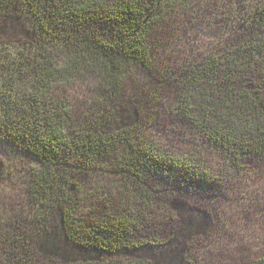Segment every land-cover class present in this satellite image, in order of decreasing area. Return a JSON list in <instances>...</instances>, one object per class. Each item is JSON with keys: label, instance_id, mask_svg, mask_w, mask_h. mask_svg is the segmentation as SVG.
Returning a JSON list of instances; mask_svg holds the SVG:
<instances>
[{"label": "trees", "instance_id": "16d2710c", "mask_svg": "<svg viewBox=\"0 0 264 264\" xmlns=\"http://www.w3.org/2000/svg\"><path fill=\"white\" fill-rule=\"evenodd\" d=\"M188 5L0 0V141L34 161L29 175L36 229L43 230L42 214L61 212L68 244L86 260L101 255L69 264H146L135 253L172 238V192L185 184H209L198 158L178 157L150 140L145 124L120 125L111 110L133 74L150 72L158 26ZM251 7L243 18L250 35L179 66L174 75L172 114L197 131L198 141L220 152L235 176L264 168V66L258 67L264 65V0H252ZM17 13L28 23L27 36L3 37L7 19ZM77 82H88L94 92V104L80 121L61 93ZM85 172L118 178L115 209L86 215ZM13 224L0 242V264H35L32 224ZM202 244L192 240L188 247L192 252ZM195 263L192 254L187 264ZM250 264H264V256Z\"/></svg>", "mask_w": 264, "mask_h": 264}, {"label": "rangeland", "instance_id": "374dc122", "mask_svg": "<svg viewBox=\"0 0 264 264\" xmlns=\"http://www.w3.org/2000/svg\"><path fill=\"white\" fill-rule=\"evenodd\" d=\"M188 4L185 10L174 9L158 26L152 39L150 72L133 74L123 87L119 103L111 110L120 125L145 124L150 140H159L178 157L198 158L209 184H185L172 192L168 208L174 221V230L168 231L172 238L145 247L134 257L146 264H187L193 254L198 259L195 264H250L264 256V168L251 169L244 176L231 174L224 156L198 141L197 131L179 121L171 107L175 98L174 75L179 66L196 64L227 43H238L251 34L243 18L252 9V0H188ZM28 30L26 19L17 13L7 19L1 32L5 38L22 39ZM263 66L261 63L258 67ZM165 70L170 75H163ZM61 93L69 100L65 98L77 121L94 104V92L88 82L66 86ZM33 166L29 156L0 141V242L8 229L14 230L15 221H26L32 224L30 231L36 235L32 243L38 260L35 264L86 260V255L68 244L61 212L53 217L42 214L43 230L36 229L32 214L37 209L30 196L29 170ZM81 178L86 215L91 217L117 207L120 182L116 176L85 172ZM109 200L114 201L113 206ZM199 239L202 248L195 250L197 247L193 246L191 252L188 244ZM100 257L96 253L86 261Z\"/></svg>", "mask_w": 264, "mask_h": 264}]
</instances>
